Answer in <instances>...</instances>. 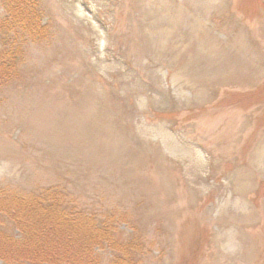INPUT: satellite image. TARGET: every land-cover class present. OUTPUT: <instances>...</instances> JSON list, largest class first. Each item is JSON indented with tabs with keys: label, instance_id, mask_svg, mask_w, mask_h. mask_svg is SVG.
Here are the masks:
<instances>
[{
	"label": "rangeland",
	"instance_id": "1",
	"mask_svg": "<svg viewBox=\"0 0 264 264\" xmlns=\"http://www.w3.org/2000/svg\"><path fill=\"white\" fill-rule=\"evenodd\" d=\"M12 4L0 189L95 216L81 264H264V0Z\"/></svg>",
	"mask_w": 264,
	"mask_h": 264
},
{
	"label": "trees",
	"instance_id": "2",
	"mask_svg": "<svg viewBox=\"0 0 264 264\" xmlns=\"http://www.w3.org/2000/svg\"><path fill=\"white\" fill-rule=\"evenodd\" d=\"M13 2L14 0H8L11 22L15 25L20 24L23 30L35 31L36 35L44 34V27L40 28L39 22L35 24L27 22L32 19L28 14L14 17V12L11 11ZM6 27L9 31L0 26L2 36L8 38L9 41L15 40L12 36H17L18 32H11L13 29L9 24ZM11 33L13 35L10 37ZM18 48L20 47L17 43H9L0 51V60L7 65V70L0 73V80L9 77L11 69L8 65L11 62L15 64L20 57ZM64 191L55 188L53 191L44 190L41 193L25 196L10 189H0V257L5 260L2 259L6 264H11L10 256L17 259L25 258L35 264L61 261L81 264L71 259L79 261L82 252H87V257H89L92 243L88 235L90 238L95 237L91 235L97 227L96 224L100 227L102 225L92 222L96 219L95 216L91 219L88 215H83L86 212H79L69 206L65 201ZM84 219L86 220L83 222ZM8 224H13L23 237L15 238L14 235L6 233L4 230ZM104 227H106L105 223ZM121 249L127 254L125 247ZM72 250H74V256L71 258ZM117 259L113 264L129 263V260L127 259L126 262L122 255H117Z\"/></svg>",
	"mask_w": 264,
	"mask_h": 264
}]
</instances>
